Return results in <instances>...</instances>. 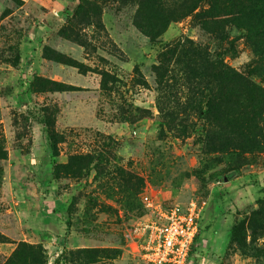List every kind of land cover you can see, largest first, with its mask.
<instances>
[{
	"label": "rangeland",
	"instance_id": "rangeland-1",
	"mask_svg": "<svg viewBox=\"0 0 264 264\" xmlns=\"http://www.w3.org/2000/svg\"><path fill=\"white\" fill-rule=\"evenodd\" d=\"M195 52L253 84L222 120ZM260 91L264 0H0V264H145V196L196 205L187 264L264 261Z\"/></svg>",
	"mask_w": 264,
	"mask_h": 264
},
{
	"label": "built area",
	"instance_id": "built-area-1",
	"mask_svg": "<svg viewBox=\"0 0 264 264\" xmlns=\"http://www.w3.org/2000/svg\"><path fill=\"white\" fill-rule=\"evenodd\" d=\"M149 217L134 228L133 250L145 264H187L198 233L196 205L163 207L144 197Z\"/></svg>",
	"mask_w": 264,
	"mask_h": 264
},
{
	"label": "trees",
	"instance_id": "trees-1",
	"mask_svg": "<svg viewBox=\"0 0 264 264\" xmlns=\"http://www.w3.org/2000/svg\"><path fill=\"white\" fill-rule=\"evenodd\" d=\"M146 1L149 2L153 0H146ZM193 54L195 57L199 59L198 64L195 65L196 68L199 69L201 66H203L208 71V78L206 79V86L210 89L209 91H213L214 87L216 86H219L218 88H220L216 94L213 93L212 96L207 100L206 112L210 114L211 117H214L213 118L214 120L218 118L222 120L224 116H226L221 111L222 106L224 105L223 103L227 102L226 100L236 90H237V93L243 91L248 94L252 90L253 84H250L242 74H239L233 69L223 65L220 61L210 60V58L207 55H202L200 57L201 54L199 52H195ZM237 87L238 89L235 90V88ZM243 92L241 93L243 94ZM255 104L256 106H253L252 108L253 112L258 117L262 118L261 121H264V116L261 117L263 109H264V95L261 93V91L258 92L257 94V101ZM234 110L237 111L238 109L234 108ZM236 120H239V118L238 117L234 118V121ZM255 120L256 118L252 116L251 122L254 128L253 131L249 130V128H246L248 132L253 133L252 134L253 138H256L254 133H256V135L258 136L260 135V131H261L260 126L256 124ZM44 122L47 123L46 119H44ZM246 129L243 126L242 128L240 126L237 128V130L243 135H245ZM48 138H49V143H50L51 155L52 157H56L58 155L57 142H56L54 135L50 131L48 133ZM251 145L257 148H260V145L256 139H253V141L251 142ZM246 237H247V234H246L244 227L240 223H234L230 230V240L238 246L241 254H246V250L244 248ZM17 251L19 252V250H16V252ZM78 253L86 254L87 263L92 262L91 257L93 256V254H90L91 253L90 251L80 250ZM257 258L264 259V251L261 253H258ZM36 262L37 261L33 260V264H36ZM258 264H264V261L259 262Z\"/></svg>",
	"mask_w": 264,
	"mask_h": 264
}]
</instances>
